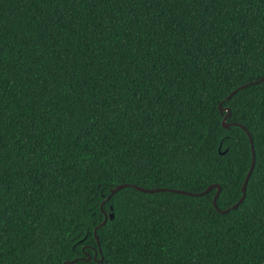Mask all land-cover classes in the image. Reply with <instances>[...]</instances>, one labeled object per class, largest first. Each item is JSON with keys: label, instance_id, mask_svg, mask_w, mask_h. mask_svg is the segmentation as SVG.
<instances>
[{"label": "trees", "instance_id": "16d2710c", "mask_svg": "<svg viewBox=\"0 0 264 264\" xmlns=\"http://www.w3.org/2000/svg\"><path fill=\"white\" fill-rule=\"evenodd\" d=\"M261 77L264 0H0V264H264ZM220 104L250 199H108L238 202Z\"/></svg>", "mask_w": 264, "mask_h": 264}, {"label": "water", "instance_id": "95a60500", "mask_svg": "<svg viewBox=\"0 0 264 264\" xmlns=\"http://www.w3.org/2000/svg\"><path fill=\"white\" fill-rule=\"evenodd\" d=\"M262 80H264V77H261L259 80H255V81H251L249 83L243 84L239 88L235 89L227 98L228 99L231 98L239 89H241L243 87H246L249 84H253V83H256V82L262 81ZM220 110H221L222 113L224 111H227V113L223 116V120H222L223 125L225 127H227V128H229V127H231L233 125H238V126L244 128L246 130V132L248 133V135L250 137V140H251V144H252L254 142V140L252 138V135H251L250 131L248 130V128L244 124H241V123H238V122H235V121L228 122V118H230L232 116V110L229 107H223L222 104H220ZM225 152H226V150L223 153H225ZM255 160H256V155H255ZM250 171L253 172V169L251 167L249 168V171L248 172H250ZM244 182H247V183L249 182V178L247 176H246ZM127 186H133V187H135V188H137V189H139L141 191H144V192H158V191L170 190V191H175V192L188 193V194H191V195H204V194L210 192L214 188H217L216 193H219V195H220L221 188H222L220 184L214 183V184H211L209 187H207L203 191H200V192H189V191L182 190V189H177V188H165V187H162V188H146V187L139 186V185L132 184V183H122V184H119V185H117V186H115L114 188L111 189V192H110V194L108 196V199L113 194H115L117 191H119L120 189H122L124 187H127ZM218 197L215 194V196H214V205L221 212H228L232 208H237L240 205L239 201L241 199H243V197L241 196V198L239 199V201L236 202L235 204H233L230 208H227V209L222 210V209H220L218 207V203H217ZM109 217L110 218H113L114 217V213L112 212L109 215L108 214H105L104 220L98 226H96V228H95V236L97 238L99 247H100V239H99V235H98V229L106 224V222H107V220H108ZM100 251H101V249H100ZM96 256H97V251L95 253V258H96ZM84 259L91 260L92 259V256L89 255L87 258H84ZM75 261H77V259H74L72 261L68 260L64 264H67V263H70V262H75Z\"/></svg>", "mask_w": 264, "mask_h": 264}, {"label": "snow or ice", "instance_id": "6c2138e0", "mask_svg": "<svg viewBox=\"0 0 264 264\" xmlns=\"http://www.w3.org/2000/svg\"><path fill=\"white\" fill-rule=\"evenodd\" d=\"M2 115H3V114L0 113V118H2ZM250 148H251V155H252V158H251L249 164H250V167H251L253 170H255V168H256V160H255V155H256V145H255L254 142L252 143V145L250 146ZM225 164L228 166L226 170H227L229 173H231V172L234 170V169H233V166H232V165H233V162H232L231 158H229L227 161H225ZM246 176H247L249 179H251V178H252V172H251V171H250V172H247V173H246ZM214 186H215V185H214ZM221 191H224V189L222 188ZM252 195H253V188H251L247 182H243V183H242V191L240 192V196H242L243 199H241V200L239 201V203H243V200H244V199H250V198L252 197ZM216 196L218 197V196H219V193H216ZM105 203H106V201H105Z\"/></svg>", "mask_w": 264, "mask_h": 264}]
</instances>
